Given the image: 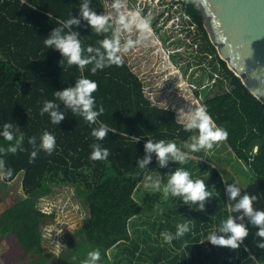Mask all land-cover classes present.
Returning a JSON list of instances; mask_svg holds the SVG:
<instances>
[{
  "label": "trees",
  "instance_id": "obj_1",
  "mask_svg": "<svg viewBox=\"0 0 264 264\" xmlns=\"http://www.w3.org/2000/svg\"><path fill=\"white\" fill-rule=\"evenodd\" d=\"M81 2L0 0V132L5 123H11L15 134L12 141L0 135V148L6 150L23 136L19 149L15 153H0V159L4 161L5 170L12 171L11 177L3 181L10 182L19 175L25 193L24 198L0 213L4 231L9 233L22 226L32 228L45 217H53V213L40 211L36 203L50 193L49 181L61 176L75 186L87 206L88 215L73 234L78 239L74 246H85L87 253L99 251L100 256L107 257V251L115 247L113 256L119 258L115 264L123 260L128 264H144L145 261L151 264H257L258 254L248 257L246 248L241 245L229 250L208 243L207 237L217 232L229 215L239 214L227 208L229 202L232 205L237 202L230 200L224 190L233 184L234 175L231 172L221 175L223 164L219 156L214 155L219 165L211 168L212 177L217 179L215 192L204 203L203 211L196 205L184 204L181 197L161 207L154 205L152 199L141 202L134 196L147 172L156 170L164 179L177 168L169 163L159 167L155 153L150 154L151 162L140 168L137 161L145 157L146 141L173 142L185 150V144L197 133L184 131L176 122L175 109L151 105L125 59L120 66L112 65L93 74L91 65L83 71L74 65L69 67L66 60L60 61L62 57L57 51L45 46L44 40L54 27H61V22L70 17L79 18ZM90 6L97 13L103 12L100 0H90ZM184 10L199 32L200 50L206 52L204 59L211 62L214 69L207 73L213 82L195 91V95L215 124L227 131V139L221 143L233 155L231 167L254 185L252 196L260 194L264 199V103L254 97L219 58L194 0H184ZM65 31L78 32L84 48L98 47V41L104 38L87 28L82 19L79 26ZM81 76L98 85L93 93L95 110L103 106L104 112L95 124L66 109L54 95V91L74 86ZM205 89H209L208 93ZM45 101L60 105L59 111L65 115L60 124H53L48 113L41 114ZM100 124L114 130L103 140L91 135ZM45 131L55 137V149L51 154L39 150L32 158L35 149L29 140L36 137L39 145ZM93 144L107 149L109 156L105 160H92ZM192 162L188 159L179 168L187 170ZM85 168L89 169V174ZM199 179L206 184L204 177ZM141 215H154V218L144 221L142 229L131 231L134 227L131 219ZM184 223L189 224L190 231L183 237L171 243L160 239L161 233L174 235L176 226ZM65 252L57 256L58 264L63 263Z\"/></svg>",
  "mask_w": 264,
  "mask_h": 264
},
{
  "label": "clouds",
  "instance_id": "obj_2",
  "mask_svg": "<svg viewBox=\"0 0 264 264\" xmlns=\"http://www.w3.org/2000/svg\"><path fill=\"white\" fill-rule=\"evenodd\" d=\"M107 10L105 12L97 13L90 6V0H82L79 5V18L70 17L66 21L61 22V27H54L50 34L44 40L45 46L49 49L57 51L62 60L67 63V66H77L81 71L85 67L91 65L90 71L95 74L97 70H103L106 67L123 64V54L129 50L143 45L153 35L151 28V17L142 15L140 9L129 10L126 7L124 0H104ZM81 19L85 21L87 28H91L97 35L104 38L98 41V47L88 46L82 47L79 33L76 31H65L73 26H79ZM137 33L136 39L131 37V34ZM110 35H107L109 34ZM125 33L129 36L123 39ZM186 48L190 45L185 42ZM59 61V62H60ZM97 83L89 78L81 76L74 83V86L65 87L62 90L54 91L55 97L62 102L66 109L77 114L88 122L95 124L97 117L104 112L103 106L96 109L95 98L93 93L97 90ZM198 98V96H195ZM200 101V99L198 98ZM60 105L53 101H45L41 109V114L48 113L53 124H60L65 119L63 112L59 111ZM176 122L181 124L184 131L196 132L190 138V143H186L191 152H198L201 150H211L213 145L227 139V131L218 127L208 114L203 105L194 106L189 105L187 111L184 109H175ZM13 124L5 123L3 131L0 135L7 141H12L15 134L12 131ZM19 127H16V131ZM110 129L105 124H100L98 128L91 131V135L97 140H103ZM39 145L36 143V137H32L29 143L34 146V151L31 153L32 158H35L39 150L51 154L56 146L55 137L49 132L45 131L39 138ZM23 141V136L19 137L17 143L9 148H0V153H15ZM145 157L143 160H138V166L145 168L151 162V153H155L158 166L165 167L168 162L183 164L188 159L187 153L181 151L180 148L173 142H165L160 140L153 142L148 139L144 144ZM109 156L107 149L102 148L99 144L92 145L91 159L105 160ZM12 175L11 169L5 170L4 161L0 159V180H6ZM145 187H149L154 191L161 190V181L156 179L153 181L151 176L146 178ZM240 187L236 184H229L227 186V193L229 199L236 201L240 195ZM163 193L165 197L169 194L173 197H181L184 204L196 205L200 211L204 210V203L209 200L213 193L207 190L205 182L201 179L193 180L190 173L182 168H176L168 174L167 183L163 185ZM257 198L250 196L247 193L243 195L237 202L231 206V212H240V217H229L221 223L217 232L211 233L208 237V243L217 246L235 250L240 247L244 239L248 236V229L243 223H238L237 219L243 220L248 218L249 223L257 228V237L260 238L257 243V248L264 250V210L253 208V202ZM190 231L189 224H178L176 232L173 235L169 232L161 233L163 240L166 243H171L174 239L183 237ZM100 259L99 251H92L88 253V259L83 264H97Z\"/></svg>",
  "mask_w": 264,
  "mask_h": 264
},
{
  "label": "rangeland",
  "instance_id": "obj_3",
  "mask_svg": "<svg viewBox=\"0 0 264 264\" xmlns=\"http://www.w3.org/2000/svg\"><path fill=\"white\" fill-rule=\"evenodd\" d=\"M111 0H109V3ZM124 2L128 5L127 9L135 10L131 1ZM106 11V10H105ZM104 11V12H105ZM176 22L175 24H177ZM173 30L175 25L169 24ZM180 32V30H178ZM134 33V32H133ZM131 34V37L136 38L135 34ZM173 34H176L172 32ZM179 34H176V36ZM129 35H127L128 38ZM184 42L188 43L189 46L184 49L186 53H191L193 55V49H196L193 44L197 39V34H187L183 33ZM149 50V53L160 58L159 62L163 65H157L160 67H168L169 72L172 71L171 64L165 63L167 57L165 55V50H159L157 52L159 41L157 36L153 33L152 37L144 43ZM157 44L156 46H154ZM193 44V45H192ZM155 52H150L152 50ZM204 54L201 53V88L205 87L208 84H211L213 80H210L207 77L208 71H214L213 64L204 59ZM149 58V56H148ZM154 59L150 58V60ZM125 60L132 63V57L129 53H126ZM211 60V59H210ZM144 62V60H143ZM142 62V63H143ZM143 65V64H142ZM147 68V67H146ZM203 69H206L204 72ZM140 75V74H139ZM156 79L155 89L149 91L145 86L143 89L144 95L148 100L155 104L157 101L158 105L171 107L173 109H184L188 110L189 105L200 106L201 103L196 99L192 92V87L190 82L183 75L178 73V78L175 76H164L163 79L157 76V73L153 74ZM161 87V88H159ZM208 93L209 89H205ZM215 90L210 91L213 93ZM148 92H152L148 94ZM157 92V93H156ZM176 116V111H175ZM190 143V142H188ZM188 154L189 159L192 160V164H189V167L186 171L190 173V176L193 180L199 179V177H204L209 192L214 193V184L217 183V179L212 177L211 168H215L219 165V162L216 164L214 161V155L219 156L221 159L220 164H223V172L221 175H225L226 172H231L234 175V182L238 187H240V195L236 198L238 201L246 193L250 196L253 195L255 190L254 185L248 180V178L235 172L234 168L231 167V162H233V155L229 154V149L222 145L221 142H218L213 145L211 150H201V154H196L191 152L187 147L185 150H181ZM213 155V156H212ZM232 160V161H231ZM217 162V161H216ZM169 166H177L179 168L181 164L173 163L171 160L168 162ZM243 168V165H242ZM86 174H89L90 171L88 168L84 169ZM168 172L164 179L161 178V174L157 173L156 170H151L147 172L142 179L141 183L138 185L134 196L141 202H154V205H160L161 207L169 205L170 203H175L176 199L180 197H173L169 194L165 197L163 193V185L167 183ZM151 176L153 181L160 179L161 181V190L154 191L149 187H145L146 183H152V181H147L146 178ZM221 176V178H222ZM224 185V182H223ZM50 193L39 198L36 206L37 208L43 210L44 213L50 214L53 213V217H45L43 221L38 222L34 227H19L17 230L7 233L4 231L3 224L0 219V264H58L57 256L62 252L66 251L67 253L63 259L62 264H83V262L88 259V253L85 246H74V243L77 242V238L73 236L74 232L81 226L82 220L88 215L87 206L83 203L81 197L75 191V186L67 181H64L62 177H57L49 181ZM227 186L225 187V191ZM155 192L157 194H155ZM25 197V193L21 187V181L19 175L10 182H4L0 180V213L5 210L8 206L15 203L16 201ZM256 200L253 202V208L258 210H264V199L258 194ZM232 204L229 202L227 208L231 209ZM242 213L236 217H240ZM154 215L148 217L147 215H141V217L132 218L130 221L131 231L134 229L140 230L144 227L146 220H152ZM238 223H243L248 229V236L244 239L241 246L245 247L248 252V257L254 258V254H258L257 264H264V250L257 248V243L260 238L257 237V228L249 223L248 218L245 217L243 220L237 219ZM214 225L211 227V231L214 230ZM160 239L163 240L161 237ZM204 238H202L203 240ZM116 248L113 247L107 251V257L100 256V259L97 261V264H115L119 258L114 257ZM121 264H128L123 260ZM137 264V263H132ZM142 264V263H138ZM144 264H151L149 261H145Z\"/></svg>",
  "mask_w": 264,
  "mask_h": 264
},
{
  "label": "water",
  "instance_id": "obj_4",
  "mask_svg": "<svg viewBox=\"0 0 264 264\" xmlns=\"http://www.w3.org/2000/svg\"><path fill=\"white\" fill-rule=\"evenodd\" d=\"M220 59L264 103V0H194Z\"/></svg>",
  "mask_w": 264,
  "mask_h": 264
},
{
  "label": "flooded vegetation",
  "instance_id": "obj_5",
  "mask_svg": "<svg viewBox=\"0 0 264 264\" xmlns=\"http://www.w3.org/2000/svg\"><path fill=\"white\" fill-rule=\"evenodd\" d=\"M129 1H131L130 5H132L135 4L137 0ZM141 12L142 15L151 17L152 33L156 34L157 40L159 41V46L157 44H155L154 46H158V48H156L157 52L159 50L166 51L165 55L167 57V61L165 60V63L169 62L171 64L170 66L172 67V71L169 72L168 67H163V64L158 63L160 58L149 53L146 44L137 46L129 50L128 53L132 57V63H130L129 65L130 70L140 82L142 90L144 89V86L149 91L155 89L156 83L154 82V80L156 79V77L153 75L154 73H157V76L160 77V79H163V75L166 77L173 75L178 78L179 73L182 76V79L184 75L187 81L190 82L194 96H198L195 95V91H200L201 89V53H206L205 51L201 52L200 50L201 39L198 30L196 29V32L193 33L197 34V39L193 43L194 45L196 44V49H193V55H191V53H186V50L183 47L185 45L183 36L169 27L170 25L167 23V18H165L163 15L164 11L158 8H151L147 5H142ZM172 32L179 35L176 36V34H173ZM133 34H135V37H137V33L134 32ZM189 34L192 33L189 32ZM156 49L150 52H155ZM153 57L154 59L149 61V59ZM210 63L211 62H209V65ZM157 65L163 66L160 67ZM151 93L152 92H148V94ZM157 103L159 102L157 101L155 104L151 103V105L158 106ZM165 108L171 107L167 106Z\"/></svg>",
  "mask_w": 264,
  "mask_h": 264
},
{
  "label": "built area",
  "instance_id": "obj_6",
  "mask_svg": "<svg viewBox=\"0 0 264 264\" xmlns=\"http://www.w3.org/2000/svg\"><path fill=\"white\" fill-rule=\"evenodd\" d=\"M103 12L107 10L104 0H100ZM128 1V0H125ZM126 4V3H125ZM142 5H147L151 8H158L164 11L163 15L167 18V23L171 25H175V31L179 33L181 36L183 33H194L196 32V26L193 21H191L190 17L186 14L184 10V0H137L134 9H142ZM126 7L128 5L126 4ZM178 22L177 24H175ZM180 30V32L178 31ZM128 33H125L123 39L127 38ZM126 53L123 54V59H125ZM128 64L129 62L126 61ZM130 65V64H129ZM148 99V98H147ZM198 100V98L196 97ZM150 101V100H149ZM151 102V101H150ZM153 103V102H151ZM158 107L165 108V106L158 105ZM43 212V210H41Z\"/></svg>",
  "mask_w": 264,
  "mask_h": 264
}]
</instances>
